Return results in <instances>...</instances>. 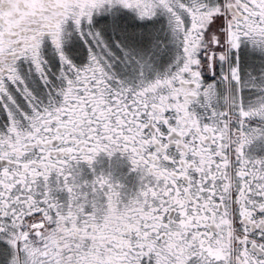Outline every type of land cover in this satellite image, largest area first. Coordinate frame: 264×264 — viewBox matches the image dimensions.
Returning <instances> with one entry per match:
<instances>
[{"label": "snow or ice", "instance_id": "obj_1", "mask_svg": "<svg viewBox=\"0 0 264 264\" xmlns=\"http://www.w3.org/2000/svg\"><path fill=\"white\" fill-rule=\"evenodd\" d=\"M0 264H264V0H0Z\"/></svg>", "mask_w": 264, "mask_h": 264}]
</instances>
